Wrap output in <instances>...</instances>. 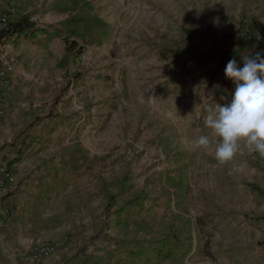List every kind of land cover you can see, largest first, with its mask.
Instances as JSON below:
<instances>
[{"label": "rangeland", "instance_id": "374dc122", "mask_svg": "<svg viewBox=\"0 0 264 264\" xmlns=\"http://www.w3.org/2000/svg\"><path fill=\"white\" fill-rule=\"evenodd\" d=\"M101 13L104 43L87 63L109 99L140 95L139 82L162 68L169 92L174 87L185 97L202 89L210 98L201 112L206 117L234 91L225 55L234 52L242 67V53L264 49L263 27L252 28L253 19L264 22V0H101ZM66 64L64 56L57 65ZM143 92L151 97L150 89ZM113 111L115 101L107 104L102 126ZM121 126L116 118L102 136H88L95 149L90 154L101 158L100 178L90 172L88 185L77 167L75 136L60 154L64 163L59 155L52 164L40 162L21 172L23 183L16 177L17 157L0 164V264H43L34 254L45 245L70 246L60 248L66 261L58 264L99 259L112 255L110 239L115 264H264V156L241 143L230 161L220 163L214 145L192 147L195 137L210 135L203 119L168 136L140 129L125 135L130 128L121 133ZM14 138L0 121V149ZM34 192L44 195L41 225L9 233L5 229L21 224L24 212L29 216L20 202Z\"/></svg>", "mask_w": 264, "mask_h": 264}, {"label": "crops", "instance_id": "0c3cea01", "mask_svg": "<svg viewBox=\"0 0 264 264\" xmlns=\"http://www.w3.org/2000/svg\"><path fill=\"white\" fill-rule=\"evenodd\" d=\"M3 13H8L14 25H18L25 14H35L39 23L26 36L14 42L9 38L0 39V69L11 68L7 72L8 81L0 85L4 108L0 121L7 133L15 136L8 146L0 149V164H9V160L17 157L16 177L21 183L24 182L21 172L37 168L40 162L50 164L52 161V164L59 155L58 159L64 163L60 154L71 149L69 145L73 139L69 138L73 136L78 137L74 139L79 151L77 167L83 170L85 183L91 178L90 172L99 179L97 169L101 158L90 154L95 149L89 145L88 136H102L108 132L113 119L121 121V133L122 129L130 128L125 135L132 134L128 132L131 129H140L143 135L149 136H168L174 130L196 128L201 119L205 120L201 112L210 98L203 96L202 89L196 87L192 89V95L185 97L176 95L174 87L169 92L167 75L162 68L139 82L140 95L118 96L115 100L102 95L103 81L97 78V69L89 68L87 63L91 53L101 49L105 39L101 0H0V15ZM252 22L256 23L252 28L264 27V22L259 23V19ZM236 40L238 46L245 44L244 37ZM64 56L66 67L58 66ZM72 72H79L80 78L69 79L67 75ZM147 89L151 90L149 99L141 95ZM113 101L115 111L108 117L109 123L102 126L101 119L105 117L107 104ZM43 141L46 143L40 144ZM113 143L115 141H109V144ZM112 149L115 147L108 151ZM48 152L50 155H47ZM35 186L36 183L33 188ZM86 190L88 192L89 188ZM37 195L34 192L27 201L20 202V205L25 204L29 216L24 212L21 224L18 221L5 230L13 233L22 225H41L37 215H43L44 195L39 198ZM85 198L88 200L87 195ZM86 207L92 208L93 205L90 202ZM31 212L37 216L36 220L32 219ZM110 235L115 236L113 233ZM25 241L28 240L24 239L21 243ZM106 241L104 239L101 243ZM109 242L114 247L111 256L85 262L76 257L67 261L68 264H115V239ZM67 247L70 246L54 247L42 263L66 261L60 254Z\"/></svg>", "mask_w": 264, "mask_h": 264}, {"label": "clouds", "instance_id": "9594fccd", "mask_svg": "<svg viewBox=\"0 0 264 264\" xmlns=\"http://www.w3.org/2000/svg\"><path fill=\"white\" fill-rule=\"evenodd\" d=\"M239 57L242 67L233 58L224 70L235 86L230 101L216 103L208 110L205 125L210 135H199L190 142L204 150L214 145V156L220 163L230 161L241 143L264 156V49Z\"/></svg>", "mask_w": 264, "mask_h": 264}, {"label": "built area", "instance_id": "2783aa9c", "mask_svg": "<svg viewBox=\"0 0 264 264\" xmlns=\"http://www.w3.org/2000/svg\"><path fill=\"white\" fill-rule=\"evenodd\" d=\"M38 17L35 14H25L18 25H14L9 20L8 13L0 15V33L2 36L0 39L9 38L10 41L14 42L17 39L26 36L32 27L37 26ZM11 68L9 66L0 69V85H4L8 81L7 72ZM3 93L0 91V114H4L3 108ZM54 250V246L45 245L40 247L34 254L36 263L42 262V260L50 255Z\"/></svg>", "mask_w": 264, "mask_h": 264}, {"label": "trees", "instance_id": "16d2710c", "mask_svg": "<svg viewBox=\"0 0 264 264\" xmlns=\"http://www.w3.org/2000/svg\"><path fill=\"white\" fill-rule=\"evenodd\" d=\"M263 30H264V27H263ZM70 46H72V44H70ZM232 53H234V52H232ZM232 53H229V54L225 55V57H230L231 59H233V58L236 59L237 57L235 55H232Z\"/></svg>", "mask_w": 264, "mask_h": 264}]
</instances>
